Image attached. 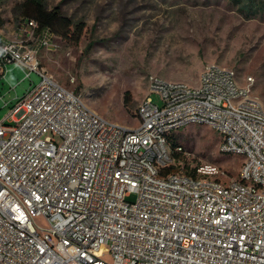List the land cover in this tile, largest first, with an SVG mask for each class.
Here are the masks:
<instances>
[{
	"label": "built area",
	"instance_id": "built-area-1",
	"mask_svg": "<svg viewBox=\"0 0 264 264\" xmlns=\"http://www.w3.org/2000/svg\"><path fill=\"white\" fill-rule=\"evenodd\" d=\"M56 38L28 18L15 40L0 34V80L9 62L24 80L40 75L0 119V264H264V106L254 77L243 82L216 63L196 85L152 75L138 125L127 126L42 64L40 50H56ZM189 123L213 126L220 150L242 155L238 178L168 171L183 151L169 135Z\"/></svg>",
	"mask_w": 264,
	"mask_h": 264
},
{
	"label": "rangeland",
	"instance_id": "rangeland-1",
	"mask_svg": "<svg viewBox=\"0 0 264 264\" xmlns=\"http://www.w3.org/2000/svg\"><path fill=\"white\" fill-rule=\"evenodd\" d=\"M22 0H0L4 29L19 25L13 7ZM61 4L86 30L78 43L57 35L56 50L42 48V64L66 87L111 121L138 125L137 109L152 75L196 85L210 64L235 69L245 82L255 79L252 96L264 106V11L247 18L231 0H48ZM8 63L0 80V119L40 80L37 72ZM129 91L130 103L125 105ZM160 102V97L154 94ZM183 146L177 163L183 170L204 168L230 182L240 175L244 158L220 150L222 134L206 123H189L175 132ZM130 200H135L131 196ZM112 262L110 254L105 255Z\"/></svg>",
	"mask_w": 264,
	"mask_h": 264
},
{
	"label": "trees",
	"instance_id": "trees-1",
	"mask_svg": "<svg viewBox=\"0 0 264 264\" xmlns=\"http://www.w3.org/2000/svg\"><path fill=\"white\" fill-rule=\"evenodd\" d=\"M238 10L247 18L254 17L264 11V0H231ZM13 16L16 24L19 25L24 18L35 19L39 28H51L57 35L71 43H78L85 33L87 24L83 19H76L67 14L62 5H51L48 0H22L13 7ZM7 23L6 18L0 13V31L4 29ZM129 91L125 94V105L130 103ZM171 146L175 149L182 145L176 133L169 135ZM179 154L176 153L177 160ZM182 169L179 164H172L169 170ZM189 174L197 175L195 170H184Z\"/></svg>",
	"mask_w": 264,
	"mask_h": 264
},
{
	"label": "crops",
	"instance_id": "crops-1",
	"mask_svg": "<svg viewBox=\"0 0 264 264\" xmlns=\"http://www.w3.org/2000/svg\"><path fill=\"white\" fill-rule=\"evenodd\" d=\"M0 33L3 35H5V37H7V39H12V38H14L15 37V33H16V31L15 30H11V29H2L1 31H0Z\"/></svg>",
	"mask_w": 264,
	"mask_h": 264
}]
</instances>
